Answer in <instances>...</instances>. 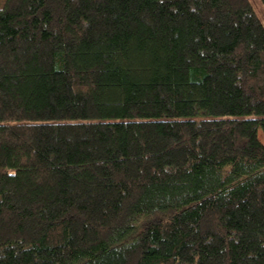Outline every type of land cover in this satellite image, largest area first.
<instances>
[{
    "label": "trees",
    "instance_id": "trees-1",
    "mask_svg": "<svg viewBox=\"0 0 264 264\" xmlns=\"http://www.w3.org/2000/svg\"><path fill=\"white\" fill-rule=\"evenodd\" d=\"M260 131L251 0H0V264H264Z\"/></svg>",
    "mask_w": 264,
    "mask_h": 264
},
{
    "label": "rangeland",
    "instance_id": "rangeland-1",
    "mask_svg": "<svg viewBox=\"0 0 264 264\" xmlns=\"http://www.w3.org/2000/svg\"><path fill=\"white\" fill-rule=\"evenodd\" d=\"M255 11L257 12L259 18L261 19L263 25H264V3L262 0H251ZM260 139L264 142V134L262 131L259 132Z\"/></svg>",
    "mask_w": 264,
    "mask_h": 264
}]
</instances>
